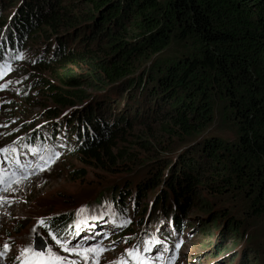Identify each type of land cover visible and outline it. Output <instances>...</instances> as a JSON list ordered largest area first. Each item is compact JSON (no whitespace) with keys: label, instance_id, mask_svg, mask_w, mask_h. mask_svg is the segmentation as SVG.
<instances>
[{"label":"trees","instance_id":"trees-1","mask_svg":"<svg viewBox=\"0 0 264 264\" xmlns=\"http://www.w3.org/2000/svg\"><path fill=\"white\" fill-rule=\"evenodd\" d=\"M18 1L0 0V12L5 3L17 4L9 23L0 16V31L7 28L0 35V77L22 60L30 39L47 28L48 43L39 54L29 50L36 56L31 66L50 76L33 84L61 109L51 112L50 124L17 141L28 158L51 157L62 147L102 164L116 150L112 164L119 163L132 156L127 144L148 150L147 141L127 140L134 137L124 127L131 128L135 113L141 123H159L168 137L193 141L170 168L169 162H148L154 166L134 200L150 186L159 189L152 207L158 212L156 225L171 219L181 231L183 201L190 204L201 185L219 201L238 202L252 218L264 216V0ZM220 100L235 124L234 140L206 134ZM116 191L110 202L125 218L128 188ZM171 196L174 209L168 205ZM70 215L44 222L43 232L58 238ZM222 218L230 232L240 223L227 214ZM128 224L110 229L119 232ZM166 240L171 242V236ZM132 260L137 264L138 258Z\"/></svg>","mask_w":264,"mask_h":264},{"label":"rangeland","instance_id":"rangeland-1","mask_svg":"<svg viewBox=\"0 0 264 264\" xmlns=\"http://www.w3.org/2000/svg\"><path fill=\"white\" fill-rule=\"evenodd\" d=\"M16 5L14 2L4 4L0 12L4 21L9 23L15 15ZM6 29L3 26L0 35ZM49 32L43 28L30 39L22 60L7 66L0 77V84L10 80L7 87L0 89V149L9 150L11 146L13 149L9 153L0 152V198H3L0 200V264H41L49 251L67 254L61 260L72 258L75 264H133L131 258L141 257L145 264H264V216L252 218L238 202L219 201L201 185L196 189L197 195L190 197V204L183 201L182 207L186 212L180 215L185 217L179 231L171 219L168 225H156L158 212H153L152 207L159 189L151 191L150 186L142 199L134 200L138 185L149 177L154 166L149 161L169 162L167 167L170 168L177 154L193 145L190 139L181 141L164 135L159 123H141L135 118V113L131 114V128L125 125L124 130L134 138L132 140L128 135L127 140L132 143L147 141L148 150L127 144L125 148L132 152V156L116 164H112L118 158L116 150H113L110 161L103 160L104 164L62 147L51 157L44 154L40 158H28L27 151L17 146V141L35 128L50 124L51 112L59 113L61 110L33 84V81L50 75L39 68L35 70L36 65L31 66L36 56L31 55L29 48L39 54L38 50L48 43ZM153 59L143 63L144 66ZM222 107L220 100L216 121L206 134L234 140L237 137L235 124ZM140 115L147 116L142 112ZM89 126H84L87 133L93 128V125ZM25 173L28 174L27 179L19 184L12 182ZM116 188H128L124 195L128 204L125 218L116 215V209L110 202L117 193ZM168 202L173 208L172 196ZM61 214H71L65 231L58 236L68 251L63 250L53 236L44 233L40 223ZM223 214L240 222L237 229L230 232ZM127 221L128 226L119 232L110 229ZM127 228H130L127 236L114 239ZM37 233L48 244L46 252L40 256L33 254L37 253L33 244ZM152 234H156L159 241L154 242ZM168 236H171V242L166 240ZM5 244L9 246L7 251ZM25 248L32 252L23 254ZM86 249L94 250L87 253V259L76 255V252ZM100 249L103 251H98ZM133 249L139 250L138 255L129 254ZM155 250L161 253L155 254Z\"/></svg>","mask_w":264,"mask_h":264},{"label":"snow or ice","instance_id":"snow-or-ice-1","mask_svg":"<svg viewBox=\"0 0 264 264\" xmlns=\"http://www.w3.org/2000/svg\"><path fill=\"white\" fill-rule=\"evenodd\" d=\"M8 151H9L8 149H0V152L7 153ZM13 176L15 177L16 174L13 173ZM27 178H28V174L25 173V174L21 175L18 179H14L12 182L19 184V182L21 180H24V179H27ZM0 200H3V198H0ZM4 202H7V201L4 200ZM40 223H41V226L44 225L43 221H41ZM49 235H52V234L49 233ZM53 240H55L57 242V244H60V246H61V248H63V250L68 251V249L60 242V240L57 237L53 236ZM145 244H147V242H145ZM8 247L9 246L7 244L4 245L5 251L8 250ZM145 250H147V248H145ZM91 251H94V250L93 249H86L83 252H76V255H83L85 257V259H87V253L91 252ZM98 251H103V249H100ZM30 252H32V250L30 248H25L23 250V254H25V255L30 253ZM138 252H139L138 249H133L132 252H130L129 254L131 255V254L135 253V254L138 255ZM33 254L35 256H40L41 255L40 253H33ZM47 257L48 258L43 260L41 262V264H63V261H61L60 257L55 255V254H53V253H51V251H49V253L47 254ZM73 264H74V262H73ZM121 264H123V262H121ZM137 264H145V262L142 259H138L137 260Z\"/></svg>","mask_w":264,"mask_h":264},{"label":"water","instance_id":"water-1","mask_svg":"<svg viewBox=\"0 0 264 264\" xmlns=\"http://www.w3.org/2000/svg\"><path fill=\"white\" fill-rule=\"evenodd\" d=\"M34 237L39 238L35 240V250L34 251L37 253L44 252V251L46 252L48 248V244L46 240L43 238V236L40 233H37V234H34Z\"/></svg>","mask_w":264,"mask_h":264},{"label":"bare ground","instance_id":"bare-ground-1","mask_svg":"<svg viewBox=\"0 0 264 264\" xmlns=\"http://www.w3.org/2000/svg\"><path fill=\"white\" fill-rule=\"evenodd\" d=\"M21 148V147H20ZM54 155V154H53ZM40 158V157H39ZM48 235V234H47ZM50 236V235H49ZM36 239H39V238H35L34 237V240H33V244H34V249H35V240ZM45 252V251H44ZM44 252H40V253H42V254H44ZM53 254H55V255H57V256H59L60 257V259L63 257V256H68L67 254H65V253H53ZM48 257L46 256V259H47ZM65 260V259H64ZM64 260H61V261H63V264H73V260H72V258H70L69 260H67V261H64ZM74 264H75V262H74Z\"/></svg>","mask_w":264,"mask_h":264}]
</instances>
